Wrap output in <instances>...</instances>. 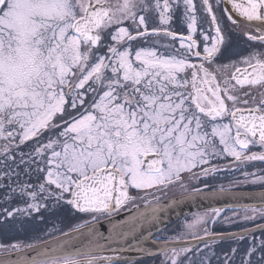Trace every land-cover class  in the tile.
I'll return each instance as SVG.
<instances>
[{
  "label": "snow or ice",
  "instance_id": "snow-or-ice-1",
  "mask_svg": "<svg viewBox=\"0 0 264 264\" xmlns=\"http://www.w3.org/2000/svg\"><path fill=\"white\" fill-rule=\"evenodd\" d=\"M0 141V264H264V0H0Z\"/></svg>",
  "mask_w": 264,
  "mask_h": 264
},
{
  "label": "water",
  "instance_id": "water-1",
  "mask_svg": "<svg viewBox=\"0 0 264 264\" xmlns=\"http://www.w3.org/2000/svg\"><path fill=\"white\" fill-rule=\"evenodd\" d=\"M234 192L236 193L235 197L231 195H224L222 197H217L215 200H212L211 198H206V193L208 192H203L201 193V195L190 194L187 196L165 200L164 201L165 203H168L170 201H176V203L172 204L171 207L161 215L162 222L159 223L158 225L160 231L157 232V230L153 228L152 231L154 233V236L191 214L204 212L208 208L209 204H211L214 207H221L222 209L227 210L230 207L236 205L237 203L250 202L240 198L242 194H246L249 191H234ZM118 218H123V217H118ZM223 241H231V240L225 239ZM145 246L150 248L154 254L151 256L144 255L142 257V260L155 258L159 256L156 254L158 250L152 245L151 241L145 242ZM125 255L132 257L134 259L140 258L139 254L135 252L125 253Z\"/></svg>",
  "mask_w": 264,
  "mask_h": 264
},
{
  "label": "flooded vegetation",
  "instance_id": "flooded-vegetation-1",
  "mask_svg": "<svg viewBox=\"0 0 264 264\" xmlns=\"http://www.w3.org/2000/svg\"><path fill=\"white\" fill-rule=\"evenodd\" d=\"M0 143H2V141H0ZM231 179H232L231 176H225L224 173H220L215 177V179H212L210 177L208 179V183L215 185L217 188L220 186L228 187ZM192 188H202V184L198 183L196 181H192L191 183H189L187 190H184V189L180 188L179 186L172 188L167 192V195H166V197L163 198V200H169V199H173V198H177V197H182V196L194 194L192 192ZM210 191H211V188L203 189L202 193L203 192H210ZM233 191H252V189H245V188L235 189L234 188ZM196 214H198V213H196ZM194 215L195 214H191V215L185 217L180 222L169 227L168 229L164 230L163 232H161L158 235L163 236V237H168V236H171L173 234H178V233L185 231L184 226L186 223V218H187V220L190 221L194 217ZM53 226L62 227L63 225H61L55 218H50V221L48 223L35 224L33 226L36 230L34 235H39V234L43 233L46 229H50ZM250 227H253V226H250ZM240 230L241 229H234V230H230V231H227L224 233L225 234L234 233V232H239ZM30 235H32V234H30ZM17 238L26 239L27 236H18ZM187 239H190V237ZM177 242H180V241H177ZM220 244H222V245H220V247L224 248V247H228L229 245L234 244V241L221 242ZM200 247L203 248V245L201 244ZM162 259H163L162 255H159L158 257H155L153 259L142 260V264H160V261Z\"/></svg>",
  "mask_w": 264,
  "mask_h": 264
},
{
  "label": "rangeland",
  "instance_id": "rangeland-1",
  "mask_svg": "<svg viewBox=\"0 0 264 264\" xmlns=\"http://www.w3.org/2000/svg\"><path fill=\"white\" fill-rule=\"evenodd\" d=\"M224 216H227V217H231L233 216V213L231 212H224L221 219H223ZM250 226H253L251 224L248 225V227ZM234 229H241V226L240 225H237V224H232V225H226V224H223V223H218L216 226H215V230L218 231V232H227V231H230V230H234ZM222 245V244H220Z\"/></svg>",
  "mask_w": 264,
  "mask_h": 264
},
{
  "label": "trees",
  "instance_id": "trees-1",
  "mask_svg": "<svg viewBox=\"0 0 264 264\" xmlns=\"http://www.w3.org/2000/svg\"><path fill=\"white\" fill-rule=\"evenodd\" d=\"M259 235V234H258ZM235 243V242H234ZM241 243H243V242H241ZM224 248H227V247H224Z\"/></svg>",
  "mask_w": 264,
  "mask_h": 264
}]
</instances>
